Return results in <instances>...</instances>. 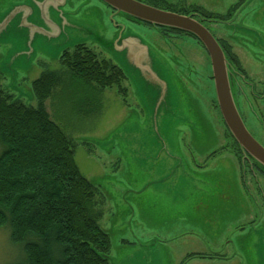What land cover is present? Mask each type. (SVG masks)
<instances>
[{
    "label": "rangeland",
    "instance_id": "rangeland-1",
    "mask_svg": "<svg viewBox=\"0 0 264 264\" xmlns=\"http://www.w3.org/2000/svg\"><path fill=\"white\" fill-rule=\"evenodd\" d=\"M37 1L0 0V18L21 5L33 10L29 24L14 18L0 36L1 82L36 107L32 82L46 69L62 72L46 107L74 140L80 171L105 199L100 225L110 235L112 264H264V194L253 190L258 184L264 191V168L246 185L212 87L204 81L208 65L198 42L164 37L144 24L126 27L127 16L101 0H55L45 9ZM164 1L156 0L160 9L186 15L201 13L197 7L219 17L240 0ZM243 5L229 27L212 29L238 36L251 54L243 53L250 74L264 80V0ZM79 43L121 66L126 96L64 73L59 57ZM233 99L236 104L235 93ZM259 104L253 107L264 112ZM189 150L198 160L216 151L204 173L195 174ZM7 230L0 228V264L20 258ZM218 251L233 258L187 260Z\"/></svg>",
    "mask_w": 264,
    "mask_h": 264
},
{
    "label": "trees",
    "instance_id": "trees-1",
    "mask_svg": "<svg viewBox=\"0 0 264 264\" xmlns=\"http://www.w3.org/2000/svg\"><path fill=\"white\" fill-rule=\"evenodd\" d=\"M158 2L146 4L162 8ZM99 55L80 43L59 60L65 74L126 96L124 70ZM62 77L46 69L32 82L33 107L9 92L0 71V228L8 229L20 253L13 264H112L110 235L100 225L105 199L80 171L74 140L46 107Z\"/></svg>",
    "mask_w": 264,
    "mask_h": 264
},
{
    "label": "flooded vegetation",
    "instance_id": "flooded-vegetation-1",
    "mask_svg": "<svg viewBox=\"0 0 264 264\" xmlns=\"http://www.w3.org/2000/svg\"><path fill=\"white\" fill-rule=\"evenodd\" d=\"M247 1L248 0H245V1L240 0L238 4L232 6L225 14L220 15L219 17L207 16V15H203L202 13H197V12H193L195 14L193 15V17L197 19L199 22H201L210 31V33L214 36V38L217 40V42L221 46L224 52L225 58H226L227 81H228V86H229L231 96L233 97V93H235V97L237 98V102H236L237 109H238V112L247 130L255 138V140L262 147H264V119H263L264 112L262 111L259 113L253 107V105H257V102L260 103L259 105L261 104L264 105V86L258 87L259 83L264 84V80H259V78H255L253 75L250 74V66L248 65V63L250 62L248 59L245 60L243 58V53L247 57H250L251 54L247 52L249 50L242 42H240L239 40L240 38L238 36L232 35L231 37L226 38L225 34L227 30L225 28H224V33H221V32L217 33L214 31L215 29L216 30L218 29L217 25H219V23H223V25H225L226 28L229 27L227 25L228 22L234 23V20L237 19L236 15L238 11L242 8V6H244L243 4ZM232 11H234L233 14H232ZM111 12H115V11L111 9ZM186 15H189V14H186ZM222 16L227 17V18H223ZM122 20L123 22L125 21L126 27L129 22L136 23V24H144L150 27H154L151 24H148L146 22H143V21L131 18V17H126V18L122 17ZM214 25H216L215 29H212ZM155 28L162 36L168 37V38H172L173 36H178V35L192 37V39L198 42V44L203 48L204 54L206 56L207 65H208L207 67H208V72H209L207 76V80L204 79V81L208 83L207 87H212L215 106L217 110H219V113L221 115V118L223 120L226 130L230 133L232 137V143L234 145L233 150H235L236 152V155L234 154V157L235 159L238 160L239 166L241 169V176L243 179L246 180V185H248L258 175V169L260 168L261 165L248 152L245 151V149L233 137L230 130L228 129V126L224 120V117H223V114L221 112V108L219 105V100H218L216 86H215V76L213 72V65H212L210 54L205 49L204 45L196 37H194L191 34H188L184 31H180L176 29H169V28H164V27H155ZM118 31H120V28H117V32ZM237 45L240 47V50L238 52L236 51ZM65 51L67 50H64L63 52ZM254 58L257 59L258 57L255 56ZM245 104H247L246 109H245ZM259 120H261V122ZM258 125L261 126L260 127L261 130L258 129ZM189 153H190V157L192 158V164L194 165L193 169H194L195 174L196 173L202 174L205 172V168L210 158L214 154H216V151L212 152V154L211 152H209L205 156V158L201 160L200 159L198 160L196 158L195 156L196 151L193 152L189 150ZM248 175H250V178L247 177ZM253 190L255 191L256 196L260 197L261 195V197H263V194H264L263 187L259 186L258 184H253ZM252 196H253V193H252ZM252 223H253L252 226L255 227L256 221L253 220ZM211 253L212 254H198V253L190 254L189 256H187V260L188 259L191 260V258L192 259L209 258V259H219V260H228L229 258H233L232 255H228V254L225 255L224 252L222 251L211 252Z\"/></svg>",
    "mask_w": 264,
    "mask_h": 264
},
{
    "label": "water",
    "instance_id": "water-1",
    "mask_svg": "<svg viewBox=\"0 0 264 264\" xmlns=\"http://www.w3.org/2000/svg\"><path fill=\"white\" fill-rule=\"evenodd\" d=\"M36 1V0H35ZM55 0H39L38 7H45ZM104 4L115 11V14H122L131 17L154 27H164L184 31L196 37L208 51L211 57L213 72L215 76V86L221 112L233 137L260 165L264 168V147H262L247 130L237 106L231 96L226 73V58L224 52L210 33V31L197 19L195 14L183 15L177 12L163 10L140 0H101ZM18 9V11L16 10ZM33 12L28 5L14 7L6 13V17L0 18V36L7 29L14 18L21 17L25 25L28 15ZM22 13V16H18Z\"/></svg>",
    "mask_w": 264,
    "mask_h": 264
}]
</instances>
